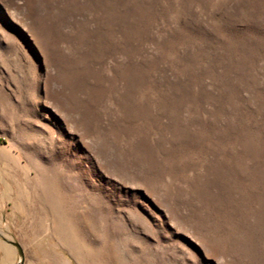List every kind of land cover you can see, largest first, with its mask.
<instances>
[{
  "label": "rangeland",
  "instance_id": "374dc122",
  "mask_svg": "<svg viewBox=\"0 0 264 264\" xmlns=\"http://www.w3.org/2000/svg\"><path fill=\"white\" fill-rule=\"evenodd\" d=\"M0 264H264V0H0Z\"/></svg>",
  "mask_w": 264,
  "mask_h": 264
},
{
  "label": "water",
  "instance_id": "95a60500",
  "mask_svg": "<svg viewBox=\"0 0 264 264\" xmlns=\"http://www.w3.org/2000/svg\"><path fill=\"white\" fill-rule=\"evenodd\" d=\"M19 246V245H18ZM20 255H21V257H23V253H22V250H21V248H20Z\"/></svg>",
  "mask_w": 264,
  "mask_h": 264
}]
</instances>
